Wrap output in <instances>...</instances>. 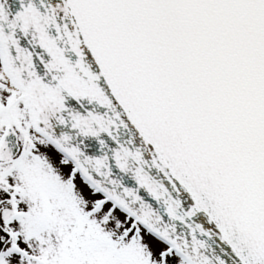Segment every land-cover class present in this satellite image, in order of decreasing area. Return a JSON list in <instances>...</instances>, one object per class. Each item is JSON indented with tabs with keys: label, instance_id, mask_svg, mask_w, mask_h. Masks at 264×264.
I'll return each instance as SVG.
<instances>
[{
	"label": "snow or ice",
	"instance_id": "snow-or-ice-1",
	"mask_svg": "<svg viewBox=\"0 0 264 264\" xmlns=\"http://www.w3.org/2000/svg\"><path fill=\"white\" fill-rule=\"evenodd\" d=\"M0 264H264V0H0Z\"/></svg>",
	"mask_w": 264,
	"mask_h": 264
}]
</instances>
